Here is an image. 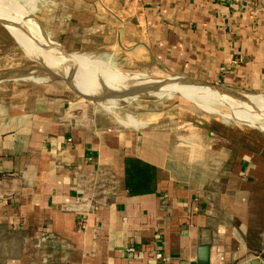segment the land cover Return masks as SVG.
<instances>
[{"label": "crops", "instance_id": "0c3cea01", "mask_svg": "<svg viewBox=\"0 0 264 264\" xmlns=\"http://www.w3.org/2000/svg\"><path fill=\"white\" fill-rule=\"evenodd\" d=\"M46 1L49 71L85 95L103 93L89 66L114 89L138 75L59 48L123 51L174 73L173 85L264 97V0ZM21 70L13 77L35 82L0 88V264H199L204 247L210 264H264L262 136L215 119L105 125Z\"/></svg>", "mask_w": 264, "mask_h": 264}, {"label": "rangeland", "instance_id": "374dc122", "mask_svg": "<svg viewBox=\"0 0 264 264\" xmlns=\"http://www.w3.org/2000/svg\"><path fill=\"white\" fill-rule=\"evenodd\" d=\"M0 1H4L0 2V88L4 85V87H11L18 84V82H35L32 78L22 79L13 76L21 74V69L36 68L37 72L34 70L28 72V74L38 78L40 81H50L60 85L66 89L72 99L87 104L89 112L101 118L105 125L141 126L147 128L154 126L175 127L190 124L195 120L207 121L215 119L216 121H226L233 125L241 126L250 133L264 138V112L261 111L264 108V101L247 96V94L259 96L260 93L234 91V93L246 94L243 96L248 97V100H258H254L256 102L254 108L252 107L253 105L250 107L242 104L238 98L231 96L233 95L232 93L230 95L227 90L221 89L222 86L219 84L210 83V86L215 88L214 92L211 90V94L213 92L215 95L217 90L221 95L228 97L224 98L225 100L218 97V93L215 96L213 94L210 95L207 88L194 87L196 82L191 81L187 77L181 78L184 81L181 80L182 83L173 86L174 82L170 77L174 73L166 71L154 63L148 64L147 60L145 63L137 55H135L137 58L133 62L131 60L133 58L123 51L111 49L68 51L62 50L57 46L61 50V54L66 51L67 54L86 56L88 57L86 62H100L105 65L106 69L118 70L124 76L138 75L137 78L139 80L130 87L114 89L108 86L105 79L103 80L104 74L100 75L97 73V66H89L87 70L85 69L86 73L88 72L89 75L95 76L93 81L92 77H89L86 82L91 84V82L95 81L94 85L96 86L94 88L98 90V87H100L103 93L101 96L85 95L78 89L76 84L70 83V77L60 78V76H63L62 72L57 77H54L56 75H52V72L49 71L47 73L44 71L45 68L49 70L50 67L47 63L53 61L52 57L54 56L50 50L52 43L47 39H50V36L44 27L47 24V1ZM35 19H37L43 29L44 35L39 33L32 25V20ZM42 22L43 24H41ZM90 39L89 45L94 44L92 38ZM77 62L74 61L73 65H69L72 66L70 70H63L68 71L69 76L75 75V71H77L76 73L79 71V69L75 70ZM144 75L147 76L144 77ZM100 76H102V79ZM144 79H150L158 84L156 86H149V84L136 85L146 81ZM183 82H186V84H183ZM182 89H190L191 91L186 94ZM120 94L123 96H116H120ZM256 105L258 106L256 107Z\"/></svg>", "mask_w": 264, "mask_h": 264}, {"label": "bare ground", "instance_id": "6f19581e", "mask_svg": "<svg viewBox=\"0 0 264 264\" xmlns=\"http://www.w3.org/2000/svg\"><path fill=\"white\" fill-rule=\"evenodd\" d=\"M0 2H4V1H0ZM6 2V1H5ZM14 3V2H13ZM12 3V4H13ZM11 4V3H10ZM2 5V4H1ZM13 6H14V4H13ZM3 14V13H2ZM14 14V13H13ZM10 21V20H9ZM12 22V21H11ZM13 23V22H12ZM83 57V56H82ZM65 58H67L66 56H65ZM84 58V57H83ZM69 59H70V57H69ZM56 60V59H55ZM68 60V59H67ZM71 60V59H70ZM81 61V60H80ZM70 62V61H69ZM82 62V61H81ZM73 63V62H72ZM36 72L38 71V70H35ZM26 76V75H25ZM110 76H112V75H110ZM119 76H120V74H119ZM114 78V77H113ZM116 79V78H115ZM114 80V79H113ZM95 82V81H94ZM94 82H93V84H94ZM144 82H146V81H144ZM80 83V82H79ZM198 84H200V83H196L194 86H197ZM175 85H176V83H175ZM174 86V85H173ZM179 87V86H178ZM92 88V87H91ZM150 88V87H149ZM85 89V88H84ZM191 89H193V88H191ZM183 90V92L184 93H189L191 90L190 89H182ZM213 91V90H212ZM214 92V91H213ZM213 92H212V94H213ZM218 92H217V90H216V94H217ZM215 94V95H216ZM219 95H218V97H220V98H222V99H224V98H228V97H226V96H224V95H221V93H218ZM233 95H231V92H230V95L231 96H234V97H236V98H238V100L242 103V104H246V105H248V106H250L251 107V105H253L252 107H254L255 108V106H254V104H256V102L254 101V100H256V99H254V100H248V97H246V96H243V95H238V94H234V93H232ZM214 95V94H213ZM214 95V96H215ZM253 98H257V97H254V96H252ZM264 98V97H263ZM258 100H260V101H264L263 99H261V98H257ZM225 100V99H224ZM227 100V99H226ZM258 100H256V101H258ZM237 102V101H236ZM240 103V104H241ZM258 105H256V107H257ZM262 112H264V108L261 110ZM236 117V116H235ZM237 118V117H236ZM241 119V118H240Z\"/></svg>", "mask_w": 264, "mask_h": 264}, {"label": "water", "instance_id": "95a60500", "mask_svg": "<svg viewBox=\"0 0 264 264\" xmlns=\"http://www.w3.org/2000/svg\"><path fill=\"white\" fill-rule=\"evenodd\" d=\"M36 69V68H35ZM34 68L33 69H30V68H28V69H26V70H21V72H31V71H33V70H35ZM44 71H46L47 73H49V70L47 69V68H45L44 69ZM54 77H57V75L56 76H54ZM59 77V76H58ZM63 76H60V78H62ZM158 83H155L154 84V86H156ZM232 92H234V91H232ZM117 97H122L123 95L122 94H120V96L119 95H116ZM199 264H210V255H209V247H204L203 249H202V251H201V255H200V257H199Z\"/></svg>", "mask_w": 264, "mask_h": 264}, {"label": "built area", "instance_id": "2783aa9c", "mask_svg": "<svg viewBox=\"0 0 264 264\" xmlns=\"http://www.w3.org/2000/svg\"><path fill=\"white\" fill-rule=\"evenodd\" d=\"M215 1H225V0H215ZM130 250H133V248H130ZM156 257L162 261L167 260V258L163 255V253H160V252L156 254Z\"/></svg>", "mask_w": 264, "mask_h": 264}]
</instances>
